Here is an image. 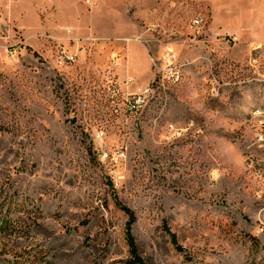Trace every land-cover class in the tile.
<instances>
[{
  "label": "rangeland",
  "instance_id": "obj_1",
  "mask_svg": "<svg viewBox=\"0 0 264 264\" xmlns=\"http://www.w3.org/2000/svg\"><path fill=\"white\" fill-rule=\"evenodd\" d=\"M116 198L147 264H264V0H0V264H124Z\"/></svg>",
  "mask_w": 264,
  "mask_h": 264
},
{
  "label": "built area",
  "instance_id": "obj_2",
  "mask_svg": "<svg viewBox=\"0 0 264 264\" xmlns=\"http://www.w3.org/2000/svg\"><path fill=\"white\" fill-rule=\"evenodd\" d=\"M84 2L88 5L93 4L94 0H84ZM196 25L200 24L199 20L195 21ZM94 38L88 37L86 38L87 42H93ZM69 60H74V55H67ZM152 68L155 72V79L146 86L145 88H140L138 92H127L124 98V104L127 108V111L131 113H137L147 104L149 98L155 92V84L161 81L170 82L173 84H177L176 82V74L175 67L179 62H177V57L174 54H167L163 58H151ZM127 81L124 82L123 86H128L133 79L127 78ZM120 89L116 86L111 89L113 97L117 96L120 93Z\"/></svg>",
  "mask_w": 264,
  "mask_h": 264
},
{
  "label": "trees",
  "instance_id": "obj_3",
  "mask_svg": "<svg viewBox=\"0 0 264 264\" xmlns=\"http://www.w3.org/2000/svg\"><path fill=\"white\" fill-rule=\"evenodd\" d=\"M116 204L121 208V210L127 216V221L125 226V241L128 247L129 256L124 261V264H147L145 259L140 254L139 247L133 233V226L137 221L135 212L128 206L122 204L117 198H116ZM168 233L170 234L171 240L174 243V245H177L176 236L172 234L170 230H168ZM177 247L178 249H181L179 246Z\"/></svg>",
  "mask_w": 264,
  "mask_h": 264
},
{
  "label": "crops",
  "instance_id": "obj_4",
  "mask_svg": "<svg viewBox=\"0 0 264 264\" xmlns=\"http://www.w3.org/2000/svg\"><path fill=\"white\" fill-rule=\"evenodd\" d=\"M144 51H146V50L144 49ZM146 53H147V51H146ZM147 56H148V59L150 61L151 70L145 71L144 73H140L141 71L139 70V68H136L135 67V68L132 69V65H131V63L129 61V52L127 50V52H126V59L124 61V66H126L127 72H128L127 78H130V77L132 79L136 78L137 81H145V80L147 81V80H151L152 79L153 72H152L151 57H150V55L148 53H147Z\"/></svg>",
  "mask_w": 264,
  "mask_h": 264
}]
</instances>
